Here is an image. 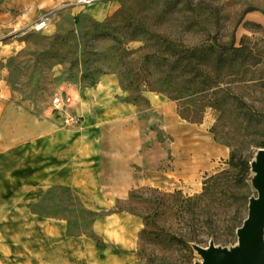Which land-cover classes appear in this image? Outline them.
<instances>
[{
  "label": "rangeland",
  "instance_id": "1",
  "mask_svg": "<svg viewBox=\"0 0 264 264\" xmlns=\"http://www.w3.org/2000/svg\"><path fill=\"white\" fill-rule=\"evenodd\" d=\"M44 15L50 23L35 31ZM0 51L12 101L46 123L77 115L86 95L135 102L149 121L146 159L167 171L166 188L136 187L109 211L67 187L48 189L35 211L101 245L95 219L126 211L135 245L105 253L133 264H198L195 246H239L264 149V0H0ZM56 97L71 100L56 109Z\"/></svg>",
  "mask_w": 264,
  "mask_h": 264
},
{
  "label": "crops",
  "instance_id": "2",
  "mask_svg": "<svg viewBox=\"0 0 264 264\" xmlns=\"http://www.w3.org/2000/svg\"><path fill=\"white\" fill-rule=\"evenodd\" d=\"M10 96L0 71V264H133L129 255L105 253V245H135L133 218L126 211L113 210L95 219L93 229L102 236L101 245L68 236L65 219L44 216L34 205L48 189L67 187L88 207L109 211L112 199H126L136 187L166 188L167 171L145 156L149 121L140 118L135 102L106 91L73 103L81 117L74 127L63 119L41 121ZM149 100L151 109H170L177 116L162 99ZM198 168L193 174H199ZM172 174L178 179L176 166Z\"/></svg>",
  "mask_w": 264,
  "mask_h": 264
},
{
  "label": "water",
  "instance_id": "3",
  "mask_svg": "<svg viewBox=\"0 0 264 264\" xmlns=\"http://www.w3.org/2000/svg\"><path fill=\"white\" fill-rule=\"evenodd\" d=\"M252 168L258 197L250 200L249 214L237 230L239 246L231 250L195 246L203 258L198 264H264V149L258 151Z\"/></svg>",
  "mask_w": 264,
  "mask_h": 264
},
{
  "label": "built area",
  "instance_id": "4",
  "mask_svg": "<svg viewBox=\"0 0 264 264\" xmlns=\"http://www.w3.org/2000/svg\"><path fill=\"white\" fill-rule=\"evenodd\" d=\"M97 0H76V3L79 5H92ZM50 23V18L47 15L42 16L33 26V29L35 31H42L44 30L48 24ZM70 97L62 98V97H56L54 100V105L56 109H64V106L69 105L70 103ZM64 123L67 126L74 127L78 126L81 123V117L78 115H74L72 113H68L64 119Z\"/></svg>",
  "mask_w": 264,
  "mask_h": 264
},
{
  "label": "trees",
  "instance_id": "5",
  "mask_svg": "<svg viewBox=\"0 0 264 264\" xmlns=\"http://www.w3.org/2000/svg\"><path fill=\"white\" fill-rule=\"evenodd\" d=\"M123 211V210H122Z\"/></svg>",
  "mask_w": 264,
  "mask_h": 264
}]
</instances>
